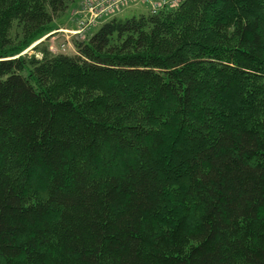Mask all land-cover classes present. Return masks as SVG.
<instances>
[{"label": "trees", "instance_id": "1", "mask_svg": "<svg viewBox=\"0 0 264 264\" xmlns=\"http://www.w3.org/2000/svg\"><path fill=\"white\" fill-rule=\"evenodd\" d=\"M72 1L0 0V264H264V0L15 55Z\"/></svg>", "mask_w": 264, "mask_h": 264}, {"label": "rangeland", "instance_id": "2", "mask_svg": "<svg viewBox=\"0 0 264 264\" xmlns=\"http://www.w3.org/2000/svg\"><path fill=\"white\" fill-rule=\"evenodd\" d=\"M173 1L174 0H131L128 2V0H74L71 2L68 10L55 18L53 29L50 32L30 40L31 31L27 38H24L28 40V43L25 47H21L15 55H27L28 57L33 55L41 56V51L45 44L49 45V50L54 54H79L71 37V32L74 30V28H72L74 25L73 20L83 19V22L89 25L83 30L82 36L83 40H85L104 22L113 17L126 19L133 16L138 17L142 14H151L150 7L147 5L167 4ZM78 10L80 12H78ZM11 37L14 38V41H10L7 44V48L9 47L11 51L19 49L22 34L17 29H14Z\"/></svg>", "mask_w": 264, "mask_h": 264}, {"label": "built area", "instance_id": "3", "mask_svg": "<svg viewBox=\"0 0 264 264\" xmlns=\"http://www.w3.org/2000/svg\"><path fill=\"white\" fill-rule=\"evenodd\" d=\"M180 1H181V0H174L173 2H170V4L175 5V4H177L178 2H180ZM163 4H164V3H163ZM159 5H160V4L151 5V7H152V11H153L154 13L157 12ZM83 21H84L83 19H81V20L79 21L80 27H79V29L77 30V32H79V33H83V30L89 26V25H87V24H86L85 22H83Z\"/></svg>", "mask_w": 264, "mask_h": 264}, {"label": "water", "instance_id": "4", "mask_svg": "<svg viewBox=\"0 0 264 264\" xmlns=\"http://www.w3.org/2000/svg\"><path fill=\"white\" fill-rule=\"evenodd\" d=\"M74 38L78 41V42H83V39L80 38V36L78 34L74 35Z\"/></svg>", "mask_w": 264, "mask_h": 264}, {"label": "bare ground", "instance_id": "5", "mask_svg": "<svg viewBox=\"0 0 264 264\" xmlns=\"http://www.w3.org/2000/svg\"><path fill=\"white\" fill-rule=\"evenodd\" d=\"M88 3V2H87ZM101 4V3H100ZM93 5V4H92ZM92 7V6H91ZM87 9V8H86ZM77 11V10H76ZM78 12H80L79 10H78ZM86 12V11H85Z\"/></svg>", "mask_w": 264, "mask_h": 264}]
</instances>
